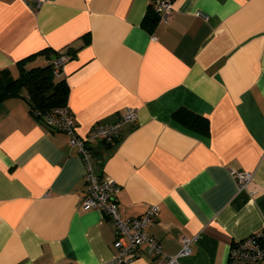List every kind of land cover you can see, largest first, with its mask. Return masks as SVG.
<instances>
[{
  "label": "crops",
  "instance_id": "1",
  "mask_svg": "<svg viewBox=\"0 0 264 264\" xmlns=\"http://www.w3.org/2000/svg\"><path fill=\"white\" fill-rule=\"evenodd\" d=\"M0 2V70L17 77L68 57L56 81L77 134L120 121L110 144L87 146L94 176L111 179L120 219L146 228L165 256L194 238L179 264H242L230 247L264 230V0H170L172 16L142 27L153 0ZM46 53L40 54L42 51ZM204 119L207 134L173 114ZM230 171L250 173L239 189ZM85 163L27 102L0 104V264H111L113 224L82 210ZM142 246L129 264H153Z\"/></svg>",
  "mask_w": 264,
  "mask_h": 264
},
{
  "label": "built area",
  "instance_id": "2",
  "mask_svg": "<svg viewBox=\"0 0 264 264\" xmlns=\"http://www.w3.org/2000/svg\"><path fill=\"white\" fill-rule=\"evenodd\" d=\"M3 0H0V2ZM27 5L32 10L41 7V0H17ZM154 10L159 21H166L172 16L170 0H155ZM68 60L67 56L59 55L52 63L53 73L59 76L63 66ZM31 115L47 129L62 133L68 137V144L77 149L85 163L84 181L86 191L81 198L82 210H97L113 224L115 240L113 248L115 254L111 264H129L138 255L142 246L146 247L147 255L153 258V264H179V259L189 256L191 245L195 239L181 238V248L174 256H165L160 242L150 237L146 228L158 216L159 209L156 205L149 206L143 215L122 220L119 217L115 196L119 192V186L111 179L94 176L89 163L90 153L87 146L93 142L112 143L118 136L124 124H132L137 120V113L133 109H127L119 122L110 125H96L86 136L77 134V126L71 111L65 106L52 110L49 113L35 111ZM239 189H244L252 180L250 173H237L230 171ZM229 260L242 264H264V230L250 234L246 238L234 243L229 250Z\"/></svg>",
  "mask_w": 264,
  "mask_h": 264
},
{
  "label": "trees",
  "instance_id": "3",
  "mask_svg": "<svg viewBox=\"0 0 264 264\" xmlns=\"http://www.w3.org/2000/svg\"><path fill=\"white\" fill-rule=\"evenodd\" d=\"M158 23L159 17L150 5L143 19L142 27L151 33ZM46 52V50L42 51L39 55ZM54 56L53 61L59 55ZM23 64L24 61L17 64L18 75L15 78L12 77L9 70H0V104L8 99L22 98L27 102L30 114L35 111L44 114L65 107L69 90L64 81H56L58 76L54 75L52 64L30 70H25L22 67ZM173 118L187 128L207 134V122L187 110L175 112Z\"/></svg>",
  "mask_w": 264,
  "mask_h": 264
}]
</instances>
